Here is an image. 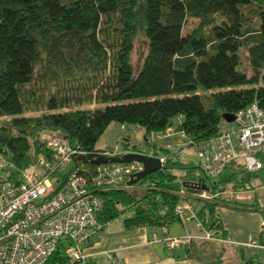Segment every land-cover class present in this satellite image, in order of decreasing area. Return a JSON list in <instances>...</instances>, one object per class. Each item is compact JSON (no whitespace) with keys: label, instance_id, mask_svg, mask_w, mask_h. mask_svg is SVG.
<instances>
[{"label":"trees","instance_id":"trees-1","mask_svg":"<svg viewBox=\"0 0 264 264\" xmlns=\"http://www.w3.org/2000/svg\"><path fill=\"white\" fill-rule=\"evenodd\" d=\"M193 18L197 25L184 32ZM140 31L148 51L135 75ZM254 100L264 107V0H0V117H8L0 145L16 174L46 152L44 138L53 132L85 152L73 168L90 172L112 122L144 127L147 144L172 128L191 147L220 133L224 113ZM186 168L168 160L137 184L99 190L102 228L118 218L127 227L168 226L181 220L175 208L185 197L201 203L202 224L219 230L217 193L234 175L216 181L201 167L195 180L208 179L214 195L202 198L196 182L181 183L177 171ZM65 247L60 241L45 264H72Z\"/></svg>","mask_w":264,"mask_h":264},{"label":"built area","instance_id":"built-area-1","mask_svg":"<svg viewBox=\"0 0 264 264\" xmlns=\"http://www.w3.org/2000/svg\"><path fill=\"white\" fill-rule=\"evenodd\" d=\"M155 138L152 136L151 142ZM44 144L46 152L19 174L0 145V264H45L60 241H65V252L72 264H91L84 245L102 229L98 213L104 200L97 192L123 188L143 165L137 161L108 162L88 172L84 165L73 168L74 157L85 152L67 136L53 132L44 138ZM195 146L199 165L210 177L221 174L231 163H241L249 172L264 168V107L254 100L235 113L234 121L225 122L218 135ZM99 153L115 155L107 150ZM146 154L156 156L152 151ZM157 157L162 164L178 160L173 155ZM71 162V169L63 172L62 166ZM202 184L201 180L196 182V196L212 198L214 195L201 188ZM175 213L187 222L196 218L197 212L183 197ZM161 229L171 247L194 238L191 234L171 236L166 225ZM112 262L121 264L113 256Z\"/></svg>","mask_w":264,"mask_h":264},{"label":"crops","instance_id":"crops-1","mask_svg":"<svg viewBox=\"0 0 264 264\" xmlns=\"http://www.w3.org/2000/svg\"><path fill=\"white\" fill-rule=\"evenodd\" d=\"M186 139L172 130L147 144L144 127L112 122L96 149L115 155L152 151L158 156L164 148L181 161L177 150L188 153ZM233 166L235 170L226 169L230 172L228 176L218 180L225 181L234 175L226 182L225 190L217 193L218 202H222L215 206L221 224L219 230L202 224L197 216L187 222L174 221L168 225L171 236L191 234L194 238L171 247L165 242L160 225L127 227L118 218L93 234L84 245L91 264H113L112 256L121 264H264V168L247 175L238 173V166ZM195 207L199 209L201 203Z\"/></svg>","mask_w":264,"mask_h":264},{"label":"rangeland","instance_id":"rangeland-1","mask_svg":"<svg viewBox=\"0 0 264 264\" xmlns=\"http://www.w3.org/2000/svg\"><path fill=\"white\" fill-rule=\"evenodd\" d=\"M198 23V19L197 18H193L190 19L184 26V32H188L189 30H191L193 27H195ZM148 51V38L147 36L144 34L143 31H140L136 38H135V44H134V48L132 50V62H133V66L135 69V75L139 72V69L142 66L144 57L146 55ZM242 66L250 73L251 69L247 64V61L245 58H243V64ZM33 114H37L39 113V111H34L32 112ZM30 114V113H29ZM8 120V117H0V126L6 121ZM185 144L188 146V140L186 139ZM189 151L188 153H183L182 151H178L177 153L180 157V160L185 164L188 163L189 166H192V168H186V169H181L178 170V174L182 177H180L181 179V183L184 181L187 182H197L195 180V178H197L198 175L204 176V172L201 169L200 165H199V161H198V153H197V147L196 146H191L189 147ZM189 155V156H188ZM187 159H191L190 162H187ZM73 166V162L67 164L66 166H62V170L63 172H68L71 167ZM226 169H231V170H235L236 168H234V166L231 165H227L226 168H224V173L222 175H217L214 177H211L212 180H219L221 178H225L226 176H228V174L230 173L229 171H226ZM38 172H40L38 170ZM232 172V171H231ZM206 183H210V181L207 179ZM139 190H141V188H139ZM194 208L195 207V202L193 204Z\"/></svg>","mask_w":264,"mask_h":264},{"label":"water","instance_id":"water-1","mask_svg":"<svg viewBox=\"0 0 264 264\" xmlns=\"http://www.w3.org/2000/svg\"><path fill=\"white\" fill-rule=\"evenodd\" d=\"M223 118L228 122H232L235 120L234 113H224ZM137 161L143 165V169L133 173L130 176V180L128 181V185H134L142 181L149 173L155 172L163 167V164L159 157L151 156L142 152H129L123 154L122 156L118 155H100L96 160V164L108 163V162H132ZM203 184L201 188L209 190L210 187L207 183L201 179ZM78 263V261L76 262Z\"/></svg>","mask_w":264,"mask_h":264}]
</instances>
